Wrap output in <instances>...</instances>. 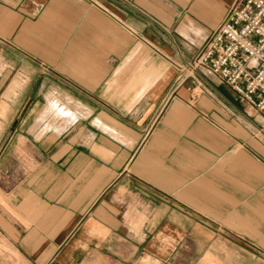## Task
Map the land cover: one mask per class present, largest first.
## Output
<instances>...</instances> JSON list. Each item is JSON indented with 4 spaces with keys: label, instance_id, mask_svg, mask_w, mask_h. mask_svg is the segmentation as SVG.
<instances>
[{
    "label": "crops",
    "instance_id": "obj_1",
    "mask_svg": "<svg viewBox=\"0 0 264 264\" xmlns=\"http://www.w3.org/2000/svg\"><path fill=\"white\" fill-rule=\"evenodd\" d=\"M235 0H0V235L26 264H264V113L177 85ZM257 133V134H256Z\"/></svg>",
    "mask_w": 264,
    "mask_h": 264
},
{
    "label": "built area",
    "instance_id": "obj_2",
    "mask_svg": "<svg viewBox=\"0 0 264 264\" xmlns=\"http://www.w3.org/2000/svg\"><path fill=\"white\" fill-rule=\"evenodd\" d=\"M187 67L191 73L209 71L247 107L264 113V0H235L197 60ZM189 92L190 97L196 94L194 88ZM257 133L264 136V124Z\"/></svg>",
    "mask_w": 264,
    "mask_h": 264
},
{
    "label": "rangeland",
    "instance_id": "obj_3",
    "mask_svg": "<svg viewBox=\"0 0 264 264\" xmlns=\"http://www.w3.org/2000/svg\"><path fill=\"white\" fill-rule=\"evenodd\" d=\"M198 56L194 60H192L191 62L182 63V64L178 65V71H177L178 73H177L176 78H175V82L177 85L183 84L188 79H191L192 81H194V83H195L194 86L189 88V89L194 88V91H196V94L194 96L189 97L190 98L189 101H191L193 103H194V101L197 100V98L200 95L199 84L196 80L197 79L196 73L198 71H200V69H202V68L197 69V70H195V72L191 73L188 70L187 65L188 64L192 65L197 60ZM3 241H6L8 243V241L2 235H0V264H26V262L19 255H16L13 251H11L9 249L3 248L1 246V242H3Z\"/></svg>",
    "mask_w": 264,
    "mask_h": 264
}]
</instances>
